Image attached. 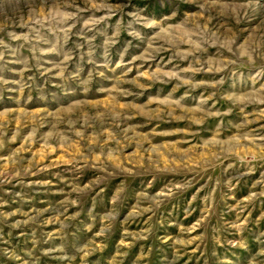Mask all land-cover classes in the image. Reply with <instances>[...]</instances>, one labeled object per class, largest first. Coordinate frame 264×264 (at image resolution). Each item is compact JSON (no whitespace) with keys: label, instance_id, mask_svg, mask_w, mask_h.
Returning a JSON list of instances; mask_svg holds the SVG:
<instances>
[{"label":"rangeland","instance_id":"obj_1","mask_svg":"<svg viewBox=\"0 0 264 264\" xmlns=\"http://www.w3.org/2000/svg\"><path fill=\"white\" fill-rule=\"evenodd\" d=\"M0 264H264V0H0Z\"/></svg>","mask_w":264,"mask_h":264}]
</instances>
